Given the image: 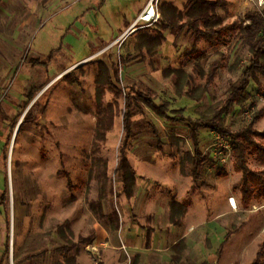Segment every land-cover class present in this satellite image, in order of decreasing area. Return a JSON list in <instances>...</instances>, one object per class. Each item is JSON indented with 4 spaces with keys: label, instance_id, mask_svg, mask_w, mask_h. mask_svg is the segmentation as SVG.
Returning <instances> with one entry per match:
<instances>
[{
    "label": "rangeland",
    "instance_id": "rangeland-1",
    "mask_svg": "<svg viewBox=\"0 0 264 264\" xmlns=\"http://www.w3.org/2000/svg\"><path fill=\"white\" fill-rule=\"evenodd\" d=\"M41 1L0 0V153L3 157L0 197L9 198L2 212L9 217L11 228L15 223L16 231L20 232L23 258L47 250L43 259L30 264H73L75 258L80 264H228L227 256L232 257L229 264H250L264 234V228L259 232L264 225V200H255L249 207H243L239 200L237 204L233 201L236 208L227 223L218 220L221 225L206 232L196 230L183 236L187 232L182 229L175 234L171 224L182 225L189 212L185 204L178 208L170 204V194L177 198L171 188H190L192 183L189 164L180 172L185 154L193 151L188 124L186 119H161L137 102L138 94H150L157 104L168 103L170 110L183 109L184 118L212 117L226 105L230 87L240 79L251 59L239 31L231 34L224 46L196 60L191 54L196 35L189 36L186 29L176 39L175 55L171 54L172 50L168 52L161 46L142 41L141 35L145 32L152 36L158 34L161 19L158 24L142 28L131 36L122 32L118 38L106 42L91 41V36L83 40L82 33L69 29L76 22V12L65 11L81 0H55L48 7L42 6ZM139 2L141 7L133 9ZM149 2L105 0L101 25L104 20L116 31L124 16L131 18L134 11L136 21ZM155 2L161 15L165 3L163 0ZM86 4V1L81 3ZM233 8V19L227 18L226 6L218 10L222 12L221 19H229L227 22L234 26H242L249 14L264 11V6L259 8L247 0H233ZM180 18L187 20L185 15ZM55 20L60 23H53ZM47 23L51 24L52 32L47 31L49 27L44 30ZM96 30L93 34L102 37ZM115 33L117 36L118 32ZM56 48L58 51L53 53L56 55L48 71L32 67L31 59L46 61L48 52ZM102 61L111 68L113 82L122 95L105 94L103 100L114 103L116 117L106 141L95 144L96 79ZM164 61L177 68L174 70L168 65L165 69L170 79L160 73L166 66ZM213 61L223 63V68L214 86L203 97L201 88ZM67 75L70 78L66 79ZM190 75L195 81L192 86L188 85ZM33 88L42 90L29 102L28 95ZM247 91L253 99L244 106L235 104L223 115L225 127L234 133L247 127L253 115L264 107V78L259 76L258 80L251 81ZM126 95L134 99L130 101L133 124L126 156L132 166L142 163L150 168L149 175L139 182L137 188H143V192L134 204L125 199L122 182L116 175L125 138ZM13 103L16 106L7 107ZM29 109L31 115L25 121ZM255 128L264 129V115ZM198 134L200 151L212 158L215 165L207 162L202 165L199 192L188 203L185 197L184 203L190 207L196 204L198 214L207 205L211 210L201 217L210 218V212L221 213L222 208L218 200L210 198L213 193L207 188H218V192H228L239 199L241 174L234 171L228 139L210 131L199 130ZM158 141L162 151L158 149ZM248 161L251 170H264L255 157H249ZM105 164L110 178L107 188H112L113 192L105 200L103 209L106 215L113 209L118 212L123 230L117 233L112 231L109 220H99L88 204L98 197L100 184L96 177L103 172ZM217 168H224L228 178H219ZM67 175L76 197L70 205L65 204L70 196ZM138 220L142 229L151 226L155 230L148 249L144 246L145 231H138L139 235L132 232L136 233L138 241L129 237ZM226 232H230L231 237L218 254ZM79 236L92 239L78 244L69 254L55 251L77 243ZM12 240L11 236V244ZM9 256L6 262L14 264L16 261Z\"/></svg>",
    "mask_w": 264,
    "mask_h": 264
},
{
    "label": "trees",
    "instance_id": "trees-1",
    "mask_svg": "<svg viewBox=\"0 0 264 264\" xmlns=\"http://www.w3.org/2000/svg\"><path fill=\"white\" fill-rule=\"evenodd\" d=\"M190 1L192 2V6L185 14L187 20L184 24L180 18L183 14L179 13L178 10L171 4H165L163 12L161 13V23L159 24L160 28L158 30V34L156 36H152L151 34H148V32H145L141 35L142 41L149 45L155 44L160 46L164 41V36L162 34L164 30L168 28L173 30L188 28L190 31H193V33L197 36V39H204L212 47H216L224 44L227 37L239 31L242 41L251 56L249 65L242 71L240 79L230 87V98L228 99L226 105L221 110L214 112L212 117L203 116L199 120L184 118L183 109L169 110L167 103L160 105L157 104L153 96L150 94H138L137 102L141 106H146L160 118L167 120H175L178 118L186 119L189 125L188 133L189 139L193 145V152L185 154L183 168L186 164L190 165L191 174L195 181H198L199 179V168L206 161L215 164L213 160L208 158V156L205 157L202 155V152L200 151L198 131L200 129L213 131L228 139L234 160L235 171L242 175L240 187L242 204L244 207H249L253 199H264V171L251 170L248 161L249 157H255L256 160L264 166V130L259 132L255 129L256 123L264 115V107L253 115L247 127L235 133L225 127L223 123V115L231 110L235 104L244 106L246 101L253 99L247 91L251 81L258 80L259 76L264 78V11L249 14V16H247V22H244L242 26L224 25L221 17L216 13V11L217 9L226 6L225 1ZM191 54L193 55V58L196 59H201L205 56V54L200 52L198 49H194ZM222 68L223 63L220 62H215L210 65L206 75L205 84L201 88V95L203 97L214 85L215 78L219 70ZM99 69L100 73L96 79L97 124L94 137L95 144H100L106 141L107 134L112 130L116 117L114 103H105L103 100L105 94L109 92L115 95V97H121L122 95V92L112 80L109 68L105 64L99 63ZM114 72L115 74H118L117 70ZM65 77L66 79L70 78V75ZM194 82V77L190 75L188 85L192 86ZM41 89L34 90L29 94V102L35 99L38 91ZM125 98L126 106L123 113V131L125 138L122 142V146L120 147V160L116 169V175L122 182V194L127 200H130L134 195L137 177L125 151L129 144V140L132 137L133 107L130 101H133L134 99H132L130 95H126ZM25 106L28 107L29 103H26ZM31 109L27 111L24 117L25 121L29 115H31ZM159 147L161 148L160 145ZM99 160L103 161L102 159ZM217 176L219 178H226L228 174L224 168H218ZM96 178L100 184L99 193L96 200L89 201V208L99 220L107 218L111 224V229L113 231H117L120 226L118 212L113 209L110 214L105 215L103 210V202L107 200L108 196L113 192L112 188H107V183L110 181L107 164H105L103 172L97 173ZM67 181L68 186L70 187L68 188L70 196L67 200H65V204L70 205L76 201V197L74 195V188H72V181L69 176L67 177ZM5 199L6 197L4 195L2 200L5 201ZM65 225L68 226L69 222L66 221ZM230 235L231 234L228 233L224 242L220 246V250H222L224 243L228 241ZM91 239L80 236L77 243L69 244L58 248L55 251L57 253L62 252L64 254H69L77 247L78 244H86L91 241ZM44 253L45 252L35 256H29L27 259L42 257ZM72 261L75 263L74 259H72ZM250 264H264V239L259 246L257 255Z\"/></svg>",
    "mask_w": 264,
    "mask_h": 264
},
{
    "label": "crops",
    "instance_id": "crops-1",
    "mask_svg": "<svg viewBox=\"0 0 264 264\" xmlns=\"http://www.w3.org/2000/svg\"><path fill=\"white\" fill-rule=\"evenodd\" d=\"M54 1L55 0H42L41 1V5L48 7V6L52 5ZM84 1H86L87 4L85 6H82L81 3L84 2ZM206 1H217V0H206ZM223 1H225L226 4H227L226 5V11H225V14H226L227 18L233 19V14H232L233 13L232 10L234 9L233 8V0H223ZM141 2H139L137 5H135L133 7V9L138 8V7H141V5H142V4H140ZM163 3H165V4H171L173 7H175L178 10L179 13H181L183 15H185L189 11V9L191 8V6H192V2L190 0H163ZM69 9H73V11L76 12V14H77V17H76V20H75L76 22L72 23L69 29H71L72 32L74 31V33H78V32L82 33V39L83 40H85V37L87 39L89 37V39H90V36L92 37V39H90L91 41L92 40L93 41H95V40L97 41L98 40L99 42L100 41L101 42H106V40H111V39H114V38H118L122 32H123V34H125L129 30V28L135 22L134 20L137 18V14H135V12L132 11L131 18H127V17L124 16V21L121 24V27H119L118 30L113 31V28L110 27L111 25L107 26L106 24H108V23H106L104 20L102 21V25H101L100 15H101L102 11H105V0H96V2H92V1L90 2V0H81L76 5H74V6L72 5L71 7L67 8L65 11H68ZM36 13L38 14V12H36ZM216 13L218 15H221L222 12L221 11L219 12V10L217 9ZM58 16H60V15H58ZM222 19H223L222 21H223V24L224 25H232L229 22H227L229 19H225L223 17H222ZM58 22L60 23V21H56V22H53V23H58ZM185 22H186V20L182 21L183 24ZM32 24L35 25V22L32 23ZM50 25H51L50 23L49 24L47 23L46 24V27L44 28V30L46 31V28L49 27ZM95 25L98 26L97 27V30L95 28L96 27ZM101 26H103V27L101 28ZM49 28L50 29L47 30V31L48 32H50V31L52 32L53 29L51 27H49ZM100 28H101V30H100ZM185 29H186V31L190 32L189 36H191L192 34H194L193 31H190L188 28H184V29H181V30H173V29L168 28V29L164 30L162 32V34L164 36V41L160 45L161 46V49L162 50H167L168 52H170L172 50L171 51V54L172 55H175V45L177 43L176 39L177 38H180L181 31H183ZM68 30H67V32H68ZM95 30L96 31H99L101 33V36L102 37H99V36H96L95 34H93V32ZM115 32H118V35L117 36H115L116 35ZM121 36H123V35H121ZM127 36H129V35H127ZM227 38H226V40H227ZM194 41H195L194 44H196L197 46L196 45L194 46V44H193L194 47L192 48V51L194 49H198L200 52H203L204 54L206 53L205 55H207V56L210 55L212 53V51L213 50H216L219 46H224L226 44V42H225L224 44L218 45L216 47H212L204 39H197V36L194 38ZM96 45L97 44H95V46ZM57 51H58L57 48L50 50L48 52L46 61H41L39 59H31L30 60V63L32 65V67H42L46 71H48L49 67L53 63V59H54L53 56L56 55V54L53 55V52L55 53ZM192 51H191V53H192ZM194 59H196V58H194ZM196 60H199V59H196ZM36 62H39V63H36ZM215 62L216 61H213V63H215ZM99 63H103V64H105L109 68L108 64H106L105 62L102 61V62H99ZM164 65H166V66H164L163 70L160 71V73H161V75L163 77H165V76L167 77V75H166V71L167 70H165V69L168 68V65H169V67H171V69L177 70V68L175 66L169 64V62L164 61ZM109 70H110L111 77H112V72H111L112 70H111V68H109ZM192 72H193V70H192ZM195 73L196 72H193L194 75H195ZM168 79H170V78H168ZM112 80H113V78H112ZM37 89H41V88H33L31 90V92L34 91V90H37ZM41 90H39L38 93ZM14 106H16L15 103L10 104L7 107L8 108H11V107H14ZM173 110H180V109H173ZM161 119H164V118H161ZM175 120H171V121H175ZM187 124H188V122H187ZM188 129H189V125H188ZM200 130H203L205 132L206 131H209V130H204V129H200ZM256 130L259 131V132H261L264 129L263 130L256 129ZM210 132H213V131H210ZM198 139H199V134H198ZM199 142H200V139H199ZM159 145L161 146L160 141H158V149L160 151H162V146L160 148ZM191 152H193V151H191ZM202 155L205 156V157H207L203 153H202ZM2 158H3L2 157V154L0 153V166H1V160H2ZM208 158L212 160V158H210L209 156H208ZM206 162L209 163V164H211V165H215V164H213V163H211L209 161H206ZM261 166H263V165H261ZM132 167H134V165ZM185 167L186 166H184V168H183V166L181 165L180 172H181V170H182V172H183V170H186ZM134 168L133 169L135 170L136 177H137V182H136V186H135L136 188H134V195H133V197L130 200H127L125 198L129 203H132V204L136 203L138 195H140L143 192V188H137L138 185H139L140 180L143 177L148 176L149 173H148L147 170L148 169L150 170V168L145 167L144 165H142V163L141 164H135V167ZM200 168H199V170H200ZM234 171H235V169H234ZM253 171H264V170H253ZM235 173L236 174H239L236 171H235ZM227 174H228V172H227ZM189 175L191 177V182H192L190 188H171L172 190L176 191L177 198L173 194H170V204L172 206L177 207V208L178 207H182L185 204L189 208V212L186 214V216H185V218L183 220V224L182 225H180V224L177 225L175 223H172L171 224L175 228L173 230L175 234L178 235L182 231V229L183 230L185 229L186 232H187V234L185 233V235H183V236H186V235L190 234L188 232H193V231H196V230H198V231L202 230V231H205V232L206 231H209V229L212 228L213 226L215 227L216 225L217 226L218 225H221L218 220H221L222 222L227 223L228 218L231 217L233 215V213H234L233 212V209L236 208V205L235 206L233 205V201H235V204H237L236 202H238V200H239L240 204L243 206V204H242V196H241V193H240V189L238 190L239 191V194H240V197L238 199V198L231 197L232 195H229L228 192H224V191H219L218 192V188H215L216 191H215L214 188H207V189H209L213 193V195L210 196V198H212L213 200H216V201L218 200L220 202V206L222 208V211H221V213L216 212V210H215V213H211L210 212V215H211L210 218H208V217L205 218V216H207V213L206 212H208V211L211 210V209L208 210L207 209V205H206L203 208V210L205 211V213H204V211H202V213L205 214V216H204L205 219L202 218L201 217V214L202 213H199L198 214V211L199 210L196 209L197 208L196 204H195V206L193 204L191 207L187 204L189 202V199H191V197L194 194H198V192H199L198 188L200 189V187H201V183L199 182L201 175H200V172H199V179H198V181H195L193 179L192 174H191V169H190V174ZM216 175H217V172H216ZM12 178H13V174H12ZM226 178H228V176ZM241 179H242V175H241ZM241 179H240V185H241ZM195 189H197V191L195 193H193L195 191ZM2 191H3V189L0 188V193ZM185 197L187 198V201H186L187 203L186 202L184 203ZM8 199L9 198H6L5 201H3L2 198L0 197V264H10L9 261L6 262V257L9 256V255L16 261L14 264H30L34 260L43 259L47 255V253H48L47 250H43L42 251V252H45L42 257H35V258L27 259V257H29V256H35V255L41 254L42 252L37 253V254L28 255L25 258H23V256L21 255L24 252V248L21 246V244H22L21 241L22 240H21V236L19 234L20 232L19 231L18 232L16 231V229H15V223H14L13 228H11L10 222H9V220H10L9 217H7L2 212L3 207L8 202ZM231 200H232V203H231ZM255 200L256 201H262V200L253 199L252 202H254ZM104 202H103V204H104ZM212 205L213 204L209 203V207H212ZM2 213H3V215H2ZM119 221H120V226H119V229L117 231H114L115 233L120 232V231L123 230V227H122L123 224H122L120 218H119ZM175 222H177V219L176 218H175ZM141 226H143V225L140 223V220H138V222L135 223V225L133 226V229L131 228V233H128V234H129V237L130 238H132L133 240H136L135 238H137V235H139V232L138 231H141V232L145 231V232H143L144 233L143 235H144V238H145V240H144V246H145V249H148V248H150V244H151V241H152V235H153V233H154L155 230L151 226H146L144 229H142ZM263 228H264V225L259 229V232L261 230H263ZM132 232H136L137 235H136V233L135 234L134 233L132 234ZM228 233H230V232H226L224 234V236H222L224 238L223 241H222V243L224 242V240H225L226 236L228 235ZM11 236L13 238L12 244H11ZM22 237H23V235H22ZM230 237H231V235H230ZM230 237H229V239H230ZM229 239H228V241H229ZM263 239H264V234L261 236V239L258 241L257 252L259 250L260 244L263 242ZM136 241H138V240H136ZM222 243L220 244V246L222 245ZM226 243H224V246H225ZM10 245L12 246L11 248H10ZM224 246H223L222 250L224 249ZM250 249H248L247 251L250 252L252 250V249L251 250ZM222 250H220V247H219L217 253L219 254ZM257 252H256V255H257ZM229 254H230V252H229ZM16 257H18V258H16ZM74 260H75V263L76 264H80V262L78 261V258H75ZM231 260H232V257L227 256V260L226 261L228 262V264H229V262ZM75 263L73 262V264H75Z\"/></svg>",
    "mask_w": 264,
    "mask_h": 264
},
{
    "label": "built area",
    "instance_id": "built-area-1",
    "mask_svg": "<svg viewBox=\"0 0 264 264\" xmlns=\"http://www.w3.org/2000/svg\"><path fill=\"white\" fill-rule=\"evenodd\" d=\"M247 1L255 3L256 6H258L259 8L264 6V0H247ZM160 19H161V15L155 0H150L144 11L139 16V18L132 24V26L126 32V35L133 34L138 30H141L142 28L156 25L160 22Z\"/></svg>",
    "mask_w": 264,
    "mask_h": 264
}]
</instances>
